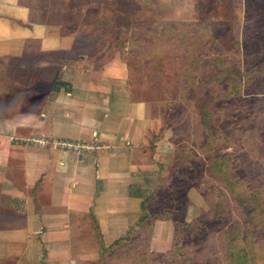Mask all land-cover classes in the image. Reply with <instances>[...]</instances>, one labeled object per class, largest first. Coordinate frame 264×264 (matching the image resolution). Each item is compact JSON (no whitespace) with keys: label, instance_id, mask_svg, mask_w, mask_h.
<instances>
[{"label":"crops","instance_id":"crops-1","mask_svg":"<svg viewBox=\"0 0 264 264\" xmlns=\"http://www.w3.org/2000/svg\"><path fill=\"white\" fill-rule=\"evenodd\" d=\"M72 1L0 0V264H100L146 228L174 164L159 105L118 54L97 66L95 38L68 29ZM174 228L156 219L149 247L171 250Z\"/></svg>","mask_w":264,"mask_h":264},{"label":"rangeland","instance_id":"rangeland-1","mask_svg":"<svg viewBox=\"0 0 264 264\" xmlns=\"http://www.w3.org/2000/svg\"><path fill=\"white\" fill-rule=\"evenodd\" d=\"M71 4L68 29L98 67L118 54L175 151L144 218L178 221L173 248L142 227L100 264H264V0Z\"/></svg>","mask_w":264,"mask_h":264},{"label":"built area","instance_id":"built-area-1","mask_svg":"<svg viewBox=\"0 0 264 264\" xmlns=\"http://www.w3.org/2000/svg\"><path fill=\"white\" fill-rule=\"evenodd\" d=\"M31 142L34 143V144H41V145H45V144L48 143V141L46 139H44V138L32 139ZM57 146L60 147L63 150L70 151V152H73V153H76V154L88 152V151H91L92 149L95 148V147H91L87 143L70 142V141H62V140L57 142Z\"/></svg>","mask_w":264,"mask_h":264},{"label":"trees","instance_id":"trees-1","mask_svg":"<svg viewBox=\"0 0 264 264\" xmlns=\"http://www.w3.org/2000/svg\"><path fill=\"white\" fill-rule=\"evenodd\" d=\"M144 210H147L148 211V209L144 206ZM164 215V214H163ZM163 215H158L157 217H156V219H162V218H160V216H163ZM165 216V215H164ZM150 218H152L153 219V216H150ZM165 218H170V219H172L173 220V218L171 217V216H167V217H165ZM173 222L175 223V225H176V227H177V230L179 229V223H178V221H176V220H173ZM143 223H144V227H147V228H151V226H153V224H152V221L150 222L149 220H146V219H144L143 220ZM123 241H121L120 243H122ZM123 243H125V242H123ZM119 244V243H118ZM105 248L103 247L102 248V260L104 261V259H105V256L103 257V253L105 252V250H104Z\"/></svg>","mask_w":264,"mask_h":264}]
</instances>
